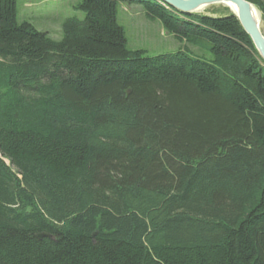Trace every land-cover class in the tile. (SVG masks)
<instances>
[{"label": "trees", "instance_id": "trees-1", "mask_svg": "<svg viewBox=\"0 0 264 264\" xmlns=\"http://www.w3.org/2000/svg\"><path fill=\"white\" fill-rule=\"evenodd\" d=\"M120 3L182 46L128 48ZM73 8L54 39L0 0V264H264V62L236 17Z\"/></svg>", "mask_w": 264, "mask_h": 264}, {"label": "rangeland", "instance_id": "rangeland-1", "mask_svg": "<svg viewBox=\"0 0 264 264\" xmlns=\"http://www.w3.org/2000/svg\"><path fill=\"white\" fill-rule=\"evenodd\" d=\"M76 1L78 0H16L18 21L26 19L37 30L45 31L52 38L58 39L61 35L60 23L65 17L83 16V12L73 8ZM207 6L200 11L203 15L231 14L223 5ZM117 16L118 22L124 28L127 46L130 49H144L147 55H158L174 52L182 46L163 29L158 18L146 17L143 7L138 3H120ZM262 23L264 27V21ZM189 48L199 53L196 47L189 45ZM4 160L8 164V160Z\"/></svg>", "mask_w": 264, "mask_h": 264}, {"label": "water", "instance_id": "water-1", "mask_svg": "<svg viewBox=\"0 0 264 264\" xmlns=\"http://www.w3.org/2000/svg\"><path fill=\"white\" fill-rule=\"evenodd\" d=\"M164 4L171 6L181 13H192L204 5L230 3L236 7V11L231 10V15L235 16L244 32L250 37L254 48L264 62V34L259 30L253 17L254 4L248 0H160ZM43 236L52 238V235L46 232L37 234L38 238Z\"/></svg>", "mask_w": 264, "mask_h": 264}, {"label": "bare ground", "instance_id": "bare-ground-1", "mask_svg": "<svg viewBox=\"0 0 264 264\" xmlns=\"http://www.w3.org/2000/svg\"><path fill=\"white\" fill-rule=\"evenodd\" d=\"M249 1V0H248ZM226 4H228V5H225V4H223V3H221L220 5H223V6H225V7H227V6H230L229 8L231 9V10H233V11H236V7L233 5V4H230V3H226ZM210 5H214V4H210ZM216 5H219V4H216ZM206 7H208L207 5H204V6H202L200 9H197V10H195V11H193L192 13H196V14H198V13H200V14H202L200 11L201 10H203V8H206ZM228 8V7H227ZM253 17H254V19H255V21H256V23H257V25H258V28H259V30L264 34V27H263V23H262V21H264V18H263V16H262V14H261V12H260V10L257 8V6H253ZM203 12V11H202ZM229 12H231V11H229ZM206 15H209V16H214V15H210V14H206ZM226 15V14H225ZM220 16V15H219ZM223 16V15H222ZM216 17V16H215ZM242 28V27H241ZM242 30H243V28H242ZM244 31V30H243ZM249 37V36H248ZM250 38V37H249ZM251 40V39H250ZM252 42V41H251ZM256 50V49H255Z\"/></svg>", "mask_w": 264, "mask_h": 264}]
</instances>
